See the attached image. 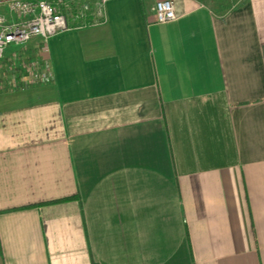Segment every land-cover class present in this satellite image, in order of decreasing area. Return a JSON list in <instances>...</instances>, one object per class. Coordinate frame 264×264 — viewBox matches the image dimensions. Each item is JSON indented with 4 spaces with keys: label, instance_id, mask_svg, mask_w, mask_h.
I'll return each mask as SVG.
<instances>
[{
    "label": "crops",
    "instance_id": "obj_1",
    "mask_svg": "<svg viewBox=\"0 0 264 264\" xmlns=\"http://www.w3.org/2000/svg\"><path fill=\"white\" fill-rule=\"evenodd\" d=\"M155 1L0 92V264H264V0Z\"/></svg>",
    "mask_w": 264,
    "mask_h": 264
},
{
    "label": "built area",
    "instance_id": "obj_2",
    "mask_svg": "<svg viewBox=\"0 0 264 264\" xmlns=\"http://www.w3.org/2000/svg\"><path fill=\"white\" fill-rule=\"evenodd\" d=\"M106 0H0V92L52 80L48 40L61 32L99 24ZM153 20L175 18L172 0H156ZM35 41L33 52L29 44Z\"/></svg>",
    "mask_w": 264,
    "mask_h": 264
},
{
    "label": "rangeland",
    "instance_id": "obj_3",
    "mask_svg": "<svg viewBox=\"0 0 264 264\" xmlns=\"http://www.w3.org/2000/svg\"><path fill=\"white\" fill-rule=\"evenodd\" d=\"M46 84H48V83H32L29 86H27L26 88H22V89H28V88H31V87H34V86H40V85H46Z\"/></svg>",
    "mask_w": 264,
    "mask_h": 264
},
{
    "label": "trees",
    "instance_id": "obj_4",
    "mask_svg": "<svg viewBox=\"0 0 264 264\" xmlns=\"http://www.w3.org/2000/svg\"><path fill=\"white\" fill-rule=\"evenodd\" d=\"M67 199V198H66Z\"/></svg>",
    "mask_w": 264,
    "mask_h": 264
}]
</instances>
